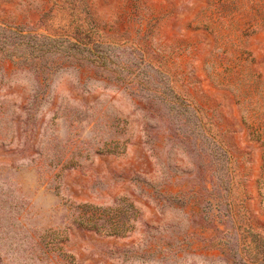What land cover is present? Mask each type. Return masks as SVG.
<instances>
[{
    "label": "rangeland",
    "instance_id": "1",
    "mask_svg": "<svg viewBox=\"0 0 264 264\" xmlns=\"http://www.w3.org/2000/svg\"><path fill=\"white\" fill-rule=\"evenodd\" d=\"M0 264H264V0H0Z\"/></svg>",
    "mask_w": 264,
    "mask_h": 264
}]
</instances>
